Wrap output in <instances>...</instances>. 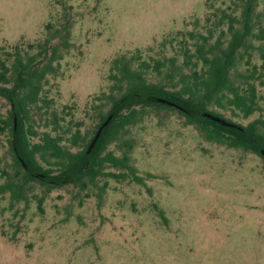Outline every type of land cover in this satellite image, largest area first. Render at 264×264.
<instances>
[{
	"label": "rangeland",
	"instance_id": "374dc122",
	"mask_svg": "<svg viewBox=\"0 0 264 264\" xmlns=\"http://www.w3.org/2000/svg\"><path fill=\"white\" fill-rule=\"evenodd\" d=\"M238 4V0H0V57L10 58L7 51L17 46L24 57L36 54L37 43L62 29L50 42L60 58L53 61L56 71L44 79L43 93L58 111L67 105L65 118L80 120L89 138L99 120L93 105L101 103L100 93L109 91L112 59L120 54L174 57L179 65L181 33H206L215 13L237 15ZM263 6L261 0L259 8ZM47 23L50 29L45 28ZM65 28L70 32L68 46L61 38ZM253 43L255 48L248 50L251 62L264 72L258 42ZM50 53L48 49L35 62L45 63ZM247 57L239 60V71L247 68ZM165 74L162 68L147 77L167 82ZM256 83L262 110L242 118L218 109L224 117L242 125L264 119V84ZM9 109L8 101L0 97L2 117ZM107 109L105 104L103 111ZM7 137L0 134V185L17 168ZM123 139L133 144L132 160L146 178L144 185L101 177L96 186L85 189L72 184L48 189L32 181L24 186L25 198L12 205L9 191L0 192V264H264L262 156L208 141L183 115L152 107L106 151L120 154ZM106 170L118 171L109 166ZM104 182L107 186L99 198Z\"/></svg>",
	"mask_w": 264,
	"mask_h": 264
},
{
	"label": "trees",
	"instance_id": "16d2710c",
	"mask_svg": "<svg viewBox=\"0 0 264 264\" xmlns=\"http://www.w3.org/2000/svg\"><path fill=\"white\" fill-rule=\"evenodd\" d=\"M238 1L239 13L224 10L215 13L216 19L206 33H181L182 60L179 65L174 63V57L140 59L120 54L112 59L109 91L100 93L97 99L102 100L101 103L93 105L99 120L89 138V131L82 132L80 120L65 118L69 112L67 105L58 111L43 93L44 79L56 71L53 61L60 58L57 47L50 46V42L61 35L62 29H55L53 34L37 43L36 54L24 57L17 46L15 51L6 53L11 63L7 62L10 58L0 57V97L10 104L5 117L0 113V134L7 133V143L17 166L0 185V192L9 191L11 205L25 198L24 186L32 181L48 189L64 184L85 189L90 184L96 186L101 177L144 185L146 178L139 174L133 163V144L129 139H123L119 145V148L123 147L119 149L120 154L106 149L117 142L129 126L136 124L149 107L176 111L185 117L187 124L197 127L206 140L257 153L264 158V119L258 117L246 125L236 123L240 126L237 128L203 115L210 112L233 122L219 110L230 111L232 116L242 118L262 110L256 82L264 84L261 79L264 72L252 64L248 50L255 48L254 41L258 42L257 50L264 60V6L259 8L261 0ZM51 27L49 23L45 25L47 29ZM69 33L66 29L61 37L64 46H68ZM225 35L227 37L222 39ZM48 49L50 57L38 65L36 57ZM245 55L248 56L245 59L247 68L239 71L238 62ZM162 68L166 69L167 82L148 79V72L161 73ZM105 104L108 109L103 111ZM109 114L112 115L110 121L87 152L91 139ZM74 147L78 149L73 151ZM106 166L118 171L106 170ZM152 176L146 173V177ZM106 186L107 182H104L99 187V198ZM42 202L40 197L37 204L40 210ZM155 208L163 217L162 209L157 205Z\"/></svg>",
	"mask_w": 264,
	"mask_h": 264
},
{
	"label": "water",
	"instance_id": "95a60500",
	"mask_svg": "<svg viewBox=\"0 0 264 264\" xmlns=\"http://www.w3.org/2000/svg\"><path fill=\"white\" fill-rule=\"evenodd\" d=\"M158 100L162 101V102H166V103H168L170 105H173L172 102L167 101L165 99L158 98ZM203 115L208 117V118H210L211 120H214V121L222 124V125L240 128V126H238L236 123L228 121L225 118L217 116V115H214V114H212L210 112H204ZM111 117H112V115L109 114L107 116V118L105 119V121L98 127L96 133L94 134L93 138L91 139V141H90V143L88 145L87 152H89L90 149L93 147V145L95 144V142H96V140H97L102 128L108 124V122L110 121ZM14 123H16V118H14ZM262 153L264 155V152H262Z\"/></svg>",
	"mask_w": 264,
	"mask_h": 264
}]
</instances>
